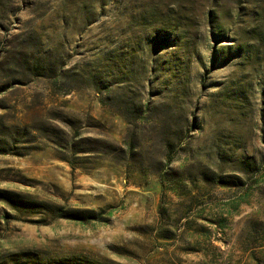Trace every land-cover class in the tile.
Here are the masks:
<instances>
[{
    "label": "rangeland",
    "instance_id": "obj_1",
    "mask_svg": "<svg viewBox=\"0 0 264 264\" xmlns=\"http://www.w3.org/2000/svg\"><path fill=\"white\" fill-rule=\"evenodd\" d=\"M0 264H264V0H0Z\"/></svg>",
    "mask_w": 264,
    "mask_h": 264
}]
</instances>
